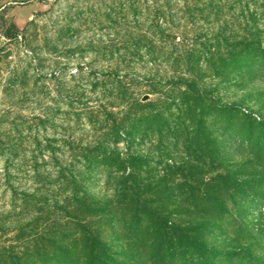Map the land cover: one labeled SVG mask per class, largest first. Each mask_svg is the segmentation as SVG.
Listing matches in <instances>:
<instances>
[{
	"label": "rangeland",
	"instance_id": "374dc122",
	"mask_svg": "<svg viewBox=\"0 0 264 264\" xmlns=\"http://www.w3.org/2000/svg\"><path fill=\"white\" fill-rule=\"evenodd\" d=\"M0 264H264V0H0Z\"/></svg>",
	"mask_w": 264,
	"mask_h": 264
},
{
	"label": "trees",
	"instance_id": "16d2710c",
	"mask_svg": "<svg viewBox=\"0 0 264 264\" xmlns=\"http://www.w3.org/2000/svg\"><path fill=\"white\" fill-rule=\"evenodd\" d=\"M20 34V30L14 22H10L4 29L3 36L7 39H17Z\"/></svg>",
	"mask_w": 264,
	"mask_h": 264
}]
</instances>
